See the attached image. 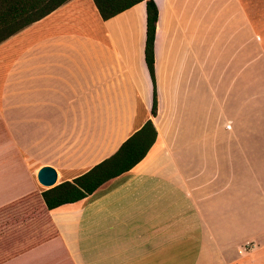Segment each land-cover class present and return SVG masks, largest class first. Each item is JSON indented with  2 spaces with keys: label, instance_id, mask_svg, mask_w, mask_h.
I'll return each instance as SVG.
<instances>
[{
  "label": "crops",
  "instance_id": "0c3cea01",
  "mask_svg": "<svg viewBox=\"0 0 264 264\" xmlns=\"http://www.w3.org/2000/svg\"><path fill=\"white\" fill-rule=\"evenodd\" d=\"M66 0L0 42V264H264V0ZM149 118L127 171L46 209ZM244 244H252L238 253Z\"/></svg>",
  "mask_w": 264,
  "mask_h": 264
},
{
  "label": "trees",
  "instance_id": "16d2710c",
  "mask_svg": "<svg viewBox=\"0 0 264 264\" xmlns=\"http://www.w3.org/2000/svg\"><path fill=\"white\" fill-rule=\"evenodd\" d=\"M66 0H0V42L31 22L43 17ZM144 1L145 30L143 60L152 85L150 114L156 111L153 74V38L157 7L153 0H92L102 19H107L133 4ZM156 138L149 118L129 134L107 157L70 181H62L40 192L46 209L73 202L90 194L104 181L113 178L139 162Z\"/></svg>",
  "mask_w": 264,
  "mask_h": 264
},
{
  "label": "water",
  "instance_id": "95a60500",
  "mask_svg": "<svg viewBox=\"0 0 264 264\" xmlns=\"http://www.w3.org/2000/svg\"><path fill=\"white\" fill-rule=\"evenodd\" d=\"M37 182L44 187H51L54 185L56 180V174L52 167L42 166L36 172Z\"/></svg>",
  "mask_w": 264,
  "mask_h": 264
},
{
  "label": "built area",
  "instance_id": "2783aa9c",
  "mask_svg": "<svg viewBox=\"0 0 264 264\" xmlns=\"http://www.w3.org/2000/svg\"><path fill=\"white\" fill-rule=\"evenodd\" d=\"M251 247H252V244H244V245H242V246L239 248L238 253L246 252V251H248Z\"/></svg>",
  "mask_w": 264,
  "mask_h": 264
}]
</instances>
